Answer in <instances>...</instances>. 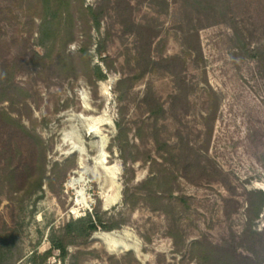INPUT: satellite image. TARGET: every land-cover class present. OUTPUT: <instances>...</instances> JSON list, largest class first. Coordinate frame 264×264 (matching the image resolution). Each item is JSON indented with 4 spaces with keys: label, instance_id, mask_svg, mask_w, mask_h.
<instances>
[{
    "label": "rangeland",
    "instance_id": "rangeland-1",
    "mask_svg": "<svg viewBox=\"0 0 264 264\" xmlns=\"http://www.w3.org/2000/svg\"><path fill=\"white\" fill-rule=\"evenodd\" d=\"M70 11L75 27L55 40L41 9L0 0V69L14 73L0 103L1 264H34L95 207L119 228L65 259L51 249L47 264H198L196 241L212 264H264V0H72ZM112 233L129 248L109 251Z\"/></svg>",
    "mask_w": 264,
    "mask_h": 264
},
{
    "label": "trees",
    "instance_id": "trees-1",
    "mask_svg": "<svg viewBox=\"0 0 264 264\" xmlns=\"http://www.w3.org/2000/svg\"><path fill=\"white\" fill-rule=\"evenodd\" d=\"M71 1L72 0H20L21 4H26L29 9H41L42 10V28L43 34L45 37L52 36L55 40L60 38L63 34V23L66 22L70 26L71 29L75 27L76 21V12L71 13ZM90 13L94 14L93 10H89ZM83 11L78 10L77 13L81 14ZM83 15V13H82ZM101 17H95L93 20L94 26L96 29L100 28ZM65 24V25H66ZM68 38L70 34V40H74V32H66ZM67 57L61 56L59 59V65H64L66 63ZM84 70L87 74L95 73L97 80H105L106 74L102 71L100 67L92 68L90 63L85 61ZM0 69V103L4 101H10L12 98L10 97L11 91L13 90V78L14 73L12 72L9 66H3ZM3 116V113L1 114ZM11 118V117H10ZM117 136L116 142L121 148L123 142H127V128L123 126L122 122H116ZM153 179H148L140 186L143 190L144 196L143 200H149L153 197L155 192L148 190L145 188L148 184H151ZM40 185V184H39ZM39 187V186H38ZM130 189L128 185L125 186L124 196H123V204L129 207H135L140 198H138L135 194H130ZM157 196V195H154ZM170 197H173L172 193L169 194ZM261 204H264V201H261ZM103 213L100 212L99 207H95L91 213H88L85 217L71 220L67 223L61 232L60 235H54L50 238L51 249L58 250L63 259L68 255V246H79L86 244L87 241L92 237V235L98 230V228H102L106 231H112L114 229H118V224H112L111 220H106L104 218ZM202 243L200 241H196L191 245V252L199 253V263L198 264H212V257L210 253L205 250H200ZM4 242H0V264L4 257ZM51 249L49 251L44 252L43 254H33L32 262L36 264V260L40 259V264H47V261L51 255Z\"/></svg>",
    "mask_w": 264,
    "mask_h": 264
},
{
    "label": "bare ground",
    "instance_id": "bare-ground-1",
    "mask_svg": "<svg viewBox=\"0 0 264 264\" xmlns=\"http://www.w3.org/2000/svg\"><path fill=\"white\" fill-rule=\"evenodd\" d=\"M91 121L93 123V126H92V128H89V130H88L90 133V136H93V135L100 136V132L97 130L96 127L103 126L104 124H106L105 119H104V115L93 118V119H91ZM105 147H106V142L104 140H102V142L99 145V150H103V149H105ZM105 205L108 206L109 202H107ZM114 237H119V235L117 233H112L110 236L104 237L105 241L108 243L109 251L119 252V251L126 250L129 248L127 245L121 246L119 244H116V238H114Z\"/></svg>",
    "mask_w": 264,
    "mask_h": 264
},
{
    "label": "clouds",
    "instance_id": "clouds-1",
    "mask_svg": "<svg viewBox=\"0 0 264 264\" xmlns=\"http://www.w3.org/2000/svg\"><path fill=\"white\" fill-rule=\"evenodd\" d=\"M70 52H75V50H76V45L75 44H71V45H69V49H68Z\"/></svg>",
    "mask_w": 264,
    "mask_h": 264
}]
</instances>
